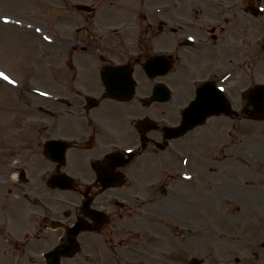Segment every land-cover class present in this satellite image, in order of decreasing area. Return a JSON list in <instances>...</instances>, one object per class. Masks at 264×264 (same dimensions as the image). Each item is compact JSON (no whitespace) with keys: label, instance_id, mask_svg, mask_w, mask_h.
I'll use <instances>...</instances> for the list:
<instances>
[{"label":"flooded vegetation","instance_id":"1","mask_svg":"<svg viewBox=\"0 0 264 264\" xmlns=\"http://www.w3.org/2000/svg\"><path fill=\"white\" fill-rule=\"evenodd\" d=\"M4 3L14 6L0 20L16 40V61L31 78L33 63L44 66L48 95L9 124L1 115L0 217L12 208L27 214L35 239L22 245L27 254L68 234L96 264L122 261L123 224L160 217L180 197L188 167L173 129L198 89L212 109L231 107V116L210 117L219 126L238 124L249 109L242 92L264 77V0ZM129 68L135 85L125 100ZM17 78L10 92L19 102L35 85Z\"/></svg>","mask_w":264,"mask_h":264},{"label":"rangeland","instance_id":"2","mask_svg":"<svg viewBox=\"0 0 264 264\" xmlns=\"http://www.w3.org/2000/svg\"><path fill=\"white\" fill-rule=\"evenodd\" d=\"M2 6L14 7L7 3ZM0 31L4 34L0 36V64L7 67L5 58L8 55L18 57L19 50L15 41L5 36L10 31L2 28ZM8 60L18 68L15 58L8 57ZM33 64L37 75L45 74L41 63ZM39 82L46 84L45 81ZM32 97L23 94V101H15L10 90L0 84V118L6 116L8 124L14 121L15 111L24 109L25 103L33 101ZM4 104H9L7 109ZM227 122L222 129L216 126L196 128L184 137L181 144L182 152L189 154L190 158L209 154L212 157L208 165L212 171L209 172L216 181L222 174L223 186L209 187L205 193L202 189L181 184L182 199L172 205V210L177 208L176 216L180 215L178 209H181V220L178 218L176 224L169 223L168 218L164 220L167 214L161 216V222H149L146 218L126 222L123 225L128 228L126 240H131L132 245L125 253L126 259L111 260V264H177L178 261L179 264H189L192 257L203 259L204 264H264V248L261 246L264 241V121L244 120L233 126L231 121ZM0 140L2 144L3 140ZM223 157L229 158L221 161ZM225 167L228 168L225 170ZM166 204L165 207L170 209L169 203ZM18 218L21 221V214L17 213L13 218L16 224L20 222ZM10 226L12 232L20 233L15 226ZM195 226H201L203 236L188 238L186 245L178 241V235H184ZM146 229L150 242L142 244L141 230ZM2 245L10 251L12 259ZM12 246L11 241L2 242L0 238V264H18L19 252ZM64 264L86 263L75 255Z\"/></svg>","mask_w":264,"mask_h":264},{"label":"water","instance_id":"3","mask_svg":"<svg viewBox=\"0 0 264 264\" xmlns=\"http://www.w3.org/2000/svg\"><path fill=\"white\" fill-rule=\"evenodd\" d=\"M189 124H191V123H184V124H183L182 130H181L182 133H183L185 130L187 131V129L189 128L188 126H190ZM50 264H57V261L55 260V261H53V262H50Z\"/></svg>","mask_w":264,"mask_h":264},{"label":"snow or ice","instance_id":"4","mask_svg":"<svg viewBox=\"0 0 264 264\" xmlns=\"http://www.w3.org/2000/svg\"><path fill=\"white\" fill-rule=\"evenodd\" d=\"M0 77H3V79L7 80L8 77L7 76H4L3 73H0Z\"/></svg>","mask_w":264,"mask_h":264},{"label":"bare ground","instance_id":"5","mask_svg":"<svg viewBox=\"0 0 264 264\" xmlns=\"http://www.w3.org/2000/svg\"><path fill=\"white\" fill-rule=\"evenodd\" d=\"M194 237V236H193Z\"/></svg>","mask_w":264,"mask_h":264}]
</instances>
